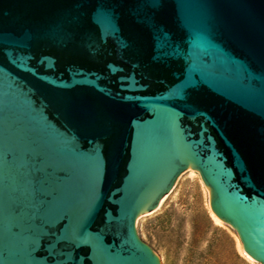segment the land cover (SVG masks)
<instances>
[{"label": "water", "instance_id": "1", "mask_svg": "<svg viewBox=\"0 0 264 264\" xmlns=\"http://www.w3.org/2000/svg\"><path fill=\"white\" fill-rule=\"evenodd\" d=\"M187 168L264 264V0H0V264H160Z\"/></svg>", "mask_w": 264, "mask_h": 264}, {"label": "rangeland", "instance_id": "2", "mask_svg": "<svg viewBox=\"0 0 264 264\" xmlns=\"http://www.w3.org/2000/svg\"><path fill=\"white\" fill-rule=\"evenodd\" d=\"M165 194L135 222L138 236L160 264H260L242 253L228 223L211 217L208 192L195 169L183 170Z\"/></svg>", "mask_w": 264, "mask_h": 264}, {"label": "bare ground", "instance_id": "3", "mask_svg": "<svg viewBox=\"0 0 264 264\" xmlns=\"http://www.w3.org/2000/svg\"><path fill=\"white\" fill-rule=\"evenodd\" d=\"M165 197H166V194H163V195L161 196V198L159 199L158 204H160V203L163 201V199H164ZM146 213H148V212H144V213H142V214H146ZM210 215H211V217H212L215 221H219V219L216 217V215H215L212 211H210ZM137 217H138V216H137ZM237 244H238V246L240 247L242 253H243L247 258L251 259V257H250V256H249V255L243 250L242 245L240 244L239 241L237 242Z\"/></svg>", "mask_w": 264, "mask_h": 264}, {"label": "snow or ice", "instance_id": "4", "mask_svg": "<svg viewBox=\"0 0 264 264\" xmlns=\"http://www.w3.org/2000/svg\"><path fill=\"white\" fill-rule=\"evenodd\" d=\"M150 2L156 3V2H158V0H150Z\"/></svg>", "mask_w": 264, "mask_h": 264}]
</instances>
